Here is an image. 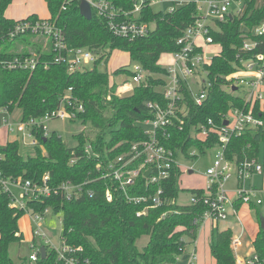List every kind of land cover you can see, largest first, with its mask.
Segmentation results:
<instances>
[{
	"label": "trees",
	"instance_id": "1",
	"mask_svg": "<svg viewBox=\"0 0 264 264\" xmlns=\"http://www.w3.org/2000/svg\"><path fill=\"white\" fill-rule=\"evenodd\" d=\"M13 0H0V30H6L16 21L5 16V11ZM50 13L49 20L63 30L70 47H86L98 58L92 67L69 71L65 63L53 61L55 53L51 45L43 46V41L35 35L21 36L26 50L37 53L41 63L33 71L7 70L0 68V108L10 112L21 110V119L40 117L56 109L62 97L67 95L69 87L72 95L78 98L85 112L78 120L83 125H90L95 130V137L88 138L80 132L74 135L76 145L68 147L57 131L44 136L42 130L34 128V153L22 151L18 140L8 141L0 146V168L7 176L21 179L42 181L49 176V184L58 188L70 180L74 184L83 183L97 176V166L129 152L132 144L144 140L147 136L139 124L154 113L146 107V102H167L161 90L167 69L159 63L164 53L179 49L177 39L184 29L191 25L199 14L195 1L179 5L173 12L155 11L145 4L141 19L155 22V28L145 37L129 40L114 35L106 21L93 11L91 19H86L80 12L81 0H46ZM245 9L242 13L232 12L226 22L218 23L211 35L221 45V52L214 56L208 66L210 78L214 82L211 97L204 106H198L188 92L185 101L188 115L184 118L182 130L171 127L166 146L174 150L182 149L185 153L197 147L201 153L215 146L216 140H198L192 136V128L213 114L209 106L212 98L229 99L231 94L223 89L225 77L234 72L241 64V58L249 55L241 51L246 38H255L251 31L264 20V0H243ZM120 10L133 8L136 0H111ZM31 20L39 19L37 14L28 16ZM19 37V38H21ZM39 40H38V39ZM18 39V38H17ZM264 40L263 38H260ZM11 44L12 42H8ZM7 44V45H9ZM6 45V46H7ZM114 50L127 52L132 64L138 63L147 71L145 81L137 85L126 95H118L117 85L111 81L107 71H100L98 66L108 62ZM4 55L2 51L0 56ZM44 61H50L47 68ZM113 74L132 75L128 67H120ZM87 144L92 145V152L86 151ZM264 146V128L250 130L233 137L227 148L230 160H240L245 156L259 155ZM184 168L175 166L168 180L163 182V203L154 207L152 196L159 188L158 184H147L141 174L134 185L126 191L117 182L108 179L89 181L84 193L73 199H67L61 191L51 196L28 202L33 212H51L62 215L60 237L74 247H82L77 253L79 264H176L182 254L183 237L196 240L200 224H195L206 210L203 204L180 203L179 196L184 189L180 178ZM94 190L91 197L87 190ZM109 189L112 200H107L105 193ZM192 194L205 193L204 188L191 189ZM128 196H146L147 201L133 202ZM10 198L0 193V264H14L9 248L14 242L23 240V233L18 222L26 214L25 210L9 206ZM243 203L235 201L237 208ZM146 213L137 215L138 211ZM253 207V205H252ZM164 213H167L163 216ZM143 236L149 239L143 247L137 242ZM233 231L213 228L211 233V254L215 264H236L231 248ZM254 249L264 256V230L259 228L253 240ZM40 264H65L58 259L55 249H48L46 257L40 253Z\"/></svg>",
	"mask_w": 264,
	"mask_h": 264
},
{
	"label": "built area",
	"instance_id": "2",
	"mask_svg": "<svg viewBox=\"0 0 264 264\" xmlns=\"http://www.w3.org/2000/svg\"><path fill=\"white\" fill-rule=\"evenodd\" d=\"M92 10L103 18L110 31L119 37L134 40L147 36L154 28L155 22L143 21L141 13L145 4L168 2L170 6L165 12H173L179 5L190 1L178 0H136L132 9L120 10L111 0H88ZM197 4L199 11L194 22L187 26L181 36L177 39L179 49L169 53L173 63L165 66L164 84L161 86L165 104L156 101L146 102V107L153 111L152 118L140 121L146 138L134 142L128 153L122 154L108 162H101L97 166V176L83 183L74 184L67 180L58 188L49 184V176L45 175L42 181L21 179L4 174L0 168V193H6L10 198L9 206L25 210L30 214V225L32 231L31 249L29 262L35 263L40 259L41 246L46 249H55L58 259L65 264H79L77 253L82 247H74L61 238V245L56 247L48 232L44 228L46 215L51 212L46 208L43 212H33L28 208V202L51 196L54 193L63 192L67 199H73L84 193V187L89 181L108 179L117 182L121 189L127 190L135 184L137 178L142 174L147 184H158L159 188L151 197L154 207L162 205L164 194L163 182L168 180L175 166H181V156L185 159L193 158L201 154L197 147H193L185 153L182 149L174 150L166 146L165 141L170 137L171 127L177 126L179 130L184 127V118L188 115V106L185 101V92H188L192 100L198 106H204L211 97L214 82L210 78L208 66L212 64L214 56L221 51L207 50L208 46L217 45L211 35L218 23L226 22L231 15L232 5L237 0H192ZM243 9L237 11L242 13ZM16 23L6 30H0V68L7 70H30L33 71L41 63L40 56L29 51L15 52L9 49L8 42L26 35H35L42 38L43 46L51 45L55 53V63H65L69 71L83 70L92 67L98 56L86 47H70L66 41L63 30L48 19L39 18L31 20L28 17L15 20ZM251 33L255 38H246L241 51L249 56L241 58V64L231 74L225 77L223 89L232 96L229 99L212 98L209 106L213 114H206L203 122L192 128V136L204 141L214 138L216 144L212 165L206 170L207 185L205 193L192 194L190 203L203 204L206 206L204 213L194 221L200 224L199 231L207 223L217 225L226 220L230 213L238 215L235 201L243 204L264 207V188L254 184L255 176H264V162L257 156H245L240 160H230L227 157V148L233 137L241 136L250 130L264 128V20L257 25ZM7 45V46H6ZM220 45V44H219ZM50 61H44L47 68ZM131 81H125L119 85L116 93L118 95L128 94L145 81L147 71L141 64H132ZM124 90L120 91V88ZM73 88L69 87L67 95L62 97L60 105L40 117H31L27 121L16 118L14 112L6 107L0 108V125L7 128V133L16 130L20 132L18 140L21 145L37 144L32 130H42L44 136L52 132L47 123L57 119L76 120L85 112L84 104L72 95ZM27 137L31 140L28 142ZM0 146H2L0 144ZM91 144H87L86 151L91 153ZM1 160V155H0ZM151 171L146 175L147 171ZM234 179L235 188L232 193L227 189L228 182ZM93 196L95 191H86ZM105 196L111 201L113 194L107 189ZM148 197L128 196L129 201H147ZM145 210L138 211L137 215L145 214ZM167 213H164L165 216ZM1 237V231H0ZM244 233L233 234L231 248L235 255L236 264H264V256L257 250L252 249L244 254L238 250L243 245ZM188 237H183L184 246L180 247L182 254L178 256V262L182 256H187L186 264H198L199 255L196 248V240L191 241L189 248ZM189 248V249H188Z\"/></svg>",
	"mask_w": 264,
	"mask_h": 264
},
{
	"label": "rangeland",
	"instance_id": "3",
	"mask_svg": "<svg viewBox=\"0 0 264 264\" xmlns=\"http://www.w3.org/2000/svg\"><path fill=\"white\" fill-rule=\"evenodd\" d=\"M178 1H192V0H178ZM243 3H241L242 5ZM239 3H234L232 5V12H236L237 6H239ZM153 9L155 11H159L162 9V6L160 3H155L153 5ZM167 8L163 7V10H166ZM49 10L47 7V1L46 0H13L12 3L9 5V7L5 11V15L11 19L18 20L22 19L24 17H27L30 14H38L40 18H46ZM38 39V38H37ZM39 40V39H38ZM42 40V38H40ZM216 49L218 50V45H215ZM9 49H12L15 52L18 51H26L29 49V47H25V41L23 40V37L18 38L14 40L11 44H9ZM169 56L164 55L162 57V62L167 63L169 61ZM120 66L128 67L130 70L132 69V63L130 61L129 55L126 52L117 51L114 50L110 56L109 61L102 62L99 64L98 68L100 71H107L110 76L113 78L117 85V88L119 85H122L125 81H131V75L127 74H120V75H114L113 71ZM161 87H157L159 90ZM125 95V94H123ZM14 114L16 118H18L21 114V110H15ZM78 120V119H76ZM50 130L57 131L58 134L62 136L64 139L66 145L68 147H72L76 145V139L74 138L75 134H78L80 132H83L85 136L88 138H94L95 137V130L90 127V125H83L79 121L71 122L69 119H57L53 121H49L47 123ZM6 131L5 129L0 130V144H6L7 140L14 141L16 139H19L20 132L15 131L11 133V135L6 138ZM31 140L30 137H27V141L29 142ZM26 148L27 152L34 153V146L31 145H21V150L25 151ZM215 154V148L208 149L204 153H201L200 155L185 159L181 156L180 163L181 166L184 168V173L182 174L180 178V186L184 191L181 192L179 196V202L183 204H188L190 202V197L192 195L191 189H197V188H206L207 185V178L205 176L206 170L212 165L213 158ZM261 160L264 162V146L260 147L259 150V156ZM193 170V172H190V170ZM254 184L258 187H264V177L263 176H255ZM235 188V180L231 179L227 184V189H229V193H232V190ZM262 197L264 198V194H262ZM237 213L233 214L230 213L229 217L226 220L220 221L218 224V229L222 230L225 228H231L233 230V234L240 233L243 231L244 237H243V248L238 250L239 254H244L246 251H249L250 249H254L253 240L255 238L254 229L260 228V216H264V207L263 206H247L245 203L241 205L240 208L237 209ZM30 214L26 213L18 222L19 229L23 233V240L20 242H14L10 245L9 252L10 256L13 259L14 264H29V255L32 253L31 249V241H32V231L30 226ZM205 227L208 226L207 224L204 225ZM44 228L48 232L50 238L52 239V242L55 244L56 247H59L61 245V231H62V215L61 214H55L53 212H50L46 215ZM215 229H217L215 227ZM202 233V232H201ZM199 234L197 238V244L196 248L198 251V254L204 255L205 257L202 264H214L213 257L210 254L209 249L203 250V235ZM201 235V236H200ZM148 236H143L141 239L138 240L137 244L141 248L143 245H145L148 241ZM187 243L189 248L191 249L190 240H187ZM188 248V249H189ZM192 248H194L192 246ZM182 259H184V256H182ZM36 264H40L37 262ZM176 264H180V262H177Z\"/></svg>",
	"mask_w": 264,
	"mask_h": 264
},
{
	"label": "crops",
	"instance_id": "4",
	"mask_svg": "<svg viewBox=\"0 0 264 264\" xmlns=\"http://www.w3.org/2000/svg\"><path fill=\"white\" fill-rule=\"evenodd\" d=\"M262 2V0H258V3H261ZM237 3H239L240 5L239 6H237L238 8H237V10H236V12L238 11V10H240V9H245V3H244V1L243 0H237ZM241 3H243L242 5H241ZM161 4V3H160ZM153 5L154 4H151L150 6L153 8ZM161 6H162V9L161 10H159V11H163V12H165L164 10H163V7H165V8H168L169 6H170V4L168 3V2H163L162 4H161ZM9 7V6H8ZM231 11H232V9H231ZM35 14V13H34ZM48 16L46 17V18H43V19H48L49 18V16H50V13L48 12ZM31 15V14H30ZM38 15V14H37ZM6 16V15H5ZM29 16V15H28ZM27 16V17H28ZM7 17V16H6ZM38 17L40 18V16L38 15ZM7 18H9V17H7ZM24 18H26V17H24ZM18 20H20V19H18ZM218 45V47H219V49H218V52L219 51H221V45H219V44H217ZM207 50H217L216 49V47H215V45H213V46H208L207 47ZM117 51H121V50H117ZM122 52H124V51H122ZM127 53V52H126ZM128 54V53H127ZM129 55V54H128ZM164 55H167V56H169V61H167V63H163L162 62V57L164 56ZM130 58V57H129ZM159 63L160 64H162L164 67L165 66H167V65H169V64H171V63H173V58L171 57V55L169 54V53H164L162 56H161V58H160V61H159ZM120 67H123V66H120ZM120 67H117L116 69H118V68H120ZM115 69V70H116ZM114 70V71H115ZM113 71V72H114ZM165 77V76H164ZM111 81L113 82L114 81V77L112 78L111 77ZM115 82V81H114ZM159 90H162V88H160ZM131 93V92H130ZM129 94V93H128ZM21 117V114H20V116L18 117V118H20ZM5 129V131H6V138H8L10 135L7 133V128L5 127V126H1L0 125V130L1 129ZM51 131H53V130H51ZM8 141H10V140H7V142ZM1 145H5V144H1ZM27 149H29V148H26V150L25 151H27ZM23 151V150H22ZM192 170V169H191ZM190 172H193V170L192 171H190ZM264 177V176H263ZM254 182V181H253ZM264 188V187H263ZM247 206H248V204H246ZM249 206H251V205H249ZM252 207V206H251ZM254 207V206H253ZM238 209V208H237ZM233 213V212H232ZM219 224V223H218ZM218 224L215 226V225H213V224H211V223H207V225L208 226H203V228L199 231V233H198V235H197V238H198V236H199V234L201 233V235H203V250L205 251V249H209V251H210V254H211V233H212V230H213V228H218ZM31 226V225H30ZM225 229H231V228H225ZM225 229H222V230H225ZM232 230V229H231ZM258 230H259V227L258 228H255L254 229V233H255V235L257 234V232H258ZM233 231V230H232ZM200 235V236H201ZM197 238H196V244H197ZM243 248V247H242ZM250 250H252V249H250ZM249 250V251H250ZM247 252V251H246ZM245 252V253H246ZM199 255V262H198V264H202V262H203V260H204V258H206L205 257V252H204V255H202L201 253L200 254H198ZM211 256H212V254H211ZM213 257V256H212ZM213 260H214V257H213ZM180 262V264H186V262H187V256H185L184 255V259H182L181 261H179ZM37 262H35V263H30L29 262V264H36ZM214 264H215V260H214Z\"/></svg>",
	"mask_w": 264,
	"mask_h": 264
},
{
	"label": "water",
	"instance_id": "5",
	"mask_svg": "<svg viewBox=\"0 0 264 264\" xmlns=\"http://www.w3.org/2000/svg\"><path fill=\"white\" fill-rule=\"evenodd\" d=\"M79 7H80V12H81L82 16H84L86 19L92 18L93 10H92L91 4L89 3L88 0H81ZM190 171H192V170H190ZM150 172H151L150 170L147 171L146 175H148ZM260 226L264 230V216L263 215L260 216ZM40 252H41L42 258L46 257L47 249L44 245L41 246Z\"/></svg>",
	"mask_w": 264,
	"mask_h": 264
},
{
	"label": "bare ground",
	"instance_id": "6",
	"mask_svg": "<svg viewBox=\"0 0 264 264\" xmlns=\"http://www.w3.org/2000/svg\"><path fill=\"white\" fill-rule=\"evenodd\" d=\"M124 90V87L123 88H120V91Z\"/></svg>",
	"mask_w": 264,
	"mask_h": 264
}]
</instances>
